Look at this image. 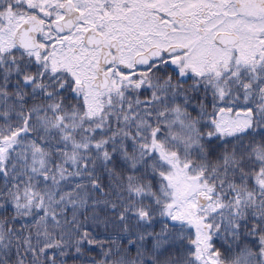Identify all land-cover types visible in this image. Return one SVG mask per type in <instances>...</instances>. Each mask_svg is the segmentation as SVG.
<instances>
[{
    "label": "snow or ice",
    "instance_id": "1",
    "mask_svg": "<svg viewBox=\"0 0 264 264\" xmlns=\"http://www.w3.org/2000/svg\"><path fill=\"white\" fill-rule=\"evenodd\" d=\"M0 264H264V0H0Z\"/></svg>",
    "mask_w": 264,
    "mask_h": 264
}]
</instances>
